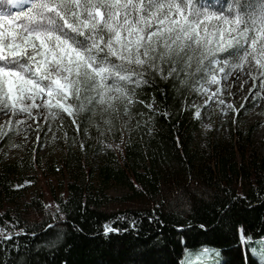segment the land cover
Listing matches in <instances>:
<instances>
[{
	"label": "trees",
	"instance_id": "trees-1",
	"mask_svg": "<svg viewBox=\"0 0 264 264\" xmlns=\"http://www.w3.org/2000/svg\"><path fill=\"white\" fill-rule=\"evenodd\" d=\"M167 70L136 88L140 129L116 136L95 171L68 153L62 177L33 189L23 175L39 157L0 167V264H186L203 252L219 264H260L252 249L264 246V153L238 132L230 144L206 135L191 73ZM90 117L64 122L77 134ZM73 160L86 170L81 182L66 176ZM112 182L127 192L111 195Z\"/></svg>",
	"mask_w": 264,
	"mask_h": 264
},
{
	"label": "snow or ice",
	"instance_id": "snow-or-ice-1",
	"mask_svg": "<svg viewBox=\"0 0 264 264\" xmlns=\"http://www.w3.org/2000/svg\"><path fill=\"white\" fill-rule=\"evenodd\" d=\"M193 62L209 85L258 66L264 90V0H0V102L13 110L30 113L42 97L53 116L75 117L83 92L127 112L153 71ZM252 252L264 264V246Z\"/></svg>",
	"mask_w": 264,
	"mask_h": 264
},
{
	"label": "rangeland",
	"instance_id": "rangeland-1",
	"mask_svg": "<svg viewBox=\"0 0 264 264\" xmlns=\"http://www.w3.org/2000/svg\"><path fill=\"white\" fill-rule=\"evenodd\" d=\"M161 67L167 70L171 65L163 64ZM257 68L255 66L249 72V65L245 64L243 70L233 69L227 79H224L223 73H217L218 85H209L203 80V73L196 71L194 62L186 68V74L190 72L192 78L191 108L201 121L205 134L230 144L233 135L238 132L243 144L264 153V90L260 88ZM217 88L220 89L219 93ZM258 91L259 96L256 95ZM42 99L36 98L35 103L41 106L31 108L30 113L13 110L9 103L0 102V167L21 159L32 163L35 157H39L41 162V166L29 164L23 175L24 187L40 188L44 186L45 178L62 177V166L68 153L82 157L95 171L100 157L112 148L116 136L119 137L122 133V140L125 142L129 130L133 129L137 133L140 129L141 124L133 117L130 107L125 112L123 105L116 101L115 111L105 110L94 100L90 104L89 95L82 92L81 102L86 107L79 114L89 112L91 119L87 129L71 134L64 120L73 117L62 111L53 116L42 105ZM221 100L224 101L223 104L220 103ZM23 103L31 104L32 100L26 99ZM229 105L232 107H228ZM156 108V104L152 103L150 110L153 112ZM144 123L147 124V121ZM208 125L211 127H206ZM90 128L96 131L95 136ZM85 171L75 160L70 161L69 168L65 170L68 178L80 182L85 178ZM107 189L114 196L127 192L126 187L115 182L110 183ZM203 253L195 260L197 264H219V259L212 258V254Z\"/></svg>",
	"mask_w": 264,
	"mask_h": 264
},
{
	"label": "bare ground",
	"instance_id": "bare-ground-1",
	"mask_svg": "<svg viewBox=\"0 0 264 264\" xmlns=\"http://www.w3.org/2000/svg\"><path fill=\"white\" fill-rule=\"evenodd\" d=\"M41 102V101H40Z\"/></svg>",
	"mask_w": 264,
	"mask_h": 264
}]
</instances>
